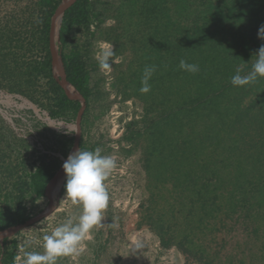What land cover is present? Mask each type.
I'll return each instance as SVG.
<instances>
[{
	"label": "trees",
	"instance_id": "trees-1",
	"mask_svg": "<svg viewBox=\"0 0 264 264\" xmlns=\"http://www.w3.org/2000/svg\"><path fill=\"white\" fill-rule=\"evenodd\" d=\"M62 2L38 0L40 22L31 36L46 56L25 71L33 80L48 81L54 101L50 118L69 121L66 117H77L80 103L70 100L55 79L49 51L51 20ZM94 3L78 0L66 11L60 29L62 47L74 27L90 30L92 24L106 20ZM104 4L114 12L116 22L106 31V39L114 45L113 57L129 59L116 76L119 91L123 100L142 102L145 111L141 122L128 124L124 138L130 144L145 138L142 160L151 196L142 220L162 247L177 248L187 261L217 264L222 248L218 234L229 230L228 218L264 221V77L242 87L231 84L238 67L241 74L251 70L255 53L264 45L256 34L264 24L257 20L264 0H178L177 6L172 0ZM1 39L0 50L13 41L24 48L21 38ZM62 59L68 81L88 107V57L74 48L62 53ZM182 59L197 64L199 71L182 70ZM13 62L16 70L20 62L17 58ZM149 66H155V71L148 80L150 91L143 93L142 79ZM15 70L2 62L0 77H12ZM13 88L25 95L19 86ZM29 99L41 106L35 96ZM0 128L13 132L1 116ZM60 137L66 139L62 154L67 157L74 141ZM20 142L15 148L8 142L6 150L0 149V172L7 175L6 192L0 185V232L31 219L25 201L32 195L42 197L62 165L59 158L26 140ZM80 149L87 150L82 137ZM16 248V240L4 241L3 264H15Z\"/></svg>",
	"mask_w": 264,
	"mask_h": 264
},
{
	"label": "rangeland",
	"instance_id": "rangeland-1",
	"mask_svg": "<svg viewBox=\"0 0 264 264\" xmlns=\"http://www.w3.org/2000/svg\"><path fill=\"white\" fill-rule=\"evenodd\" d=\"M117 1L91 0L95 2L94 9L103 12L102 16L107 17L106 20L99 23L100 25L92 24L90 30L74 27L66 47L61 46L60 38L57 42L61 58L62 53L69 54L74 48H80L83 56L88 57L91 64V95L83 116L81 137L87 151L99 149L101 155L113 156L117 167L105 181L109 203L102 213V222L91 230L82 242L78 254L59 257L56 264H198L194 260L187 261L177 248L162 247L158 236L142 220L151 196L142 160L145 138H140L133 144L124 138L128 124L141 122L145 117L144 106L135 98L123 100L116 82V76L126 69L129 59L126 56L112 57L111 69L104 70L97 66L96 58L102 44H110L114 50V45L106 39L107 29L116 23L113 19L114 12L104 2ZM177 1L172 0V3L177 6ZM39 11L38 0H0V42L1 37L7 35L13 37V40L21 38L24 42L23 49L17 48L16 41H13L9 48L0 50V66L4 62L15 70L13 59L17 58L20 62L14 76L6 79L0 77V83L3 84L0 88V116L13 131L11 134L7 132L8 129L0 128V149L6 150L8 142L15 148L21 145L20 140H26L30 146L44 154L59 158L62 167L73 146L65 157L62 154V143L66 139L60 136L64 135L74 141L73 129L77 117H66L69 121L50 118L49 109L54 101L51 100L48 81L44 78L33 80L25 71L28 65L43 61L46 56L45 52L35 47L31 36V31L40 22ZM260 19L264 21V11L257 16V20ZM260 28L261 26L256 32L257 35ZM54 76L59 82V73L55 69ZM13 86L22 88L25 95L16 92ZM29 96H35L41 106L31 102ZM33 161L30 159V163ZM6 177L7 175L0 172L3 192H6ZM66 181L67 177L64 176L48 188L54 198L55 207V211L48 218L21 232L5 238L0 236V264H3L6 239L16 240L14 262L23 264L25 252L44 251L42 245L45 235L51 234L68 218L77 221L82 213V205L73 203L66 197ZM49 206L50 200L45 196L32 195L25 201L27 215L31 218L45 213ZM227 223L229 230L218 234V242L222 248L216 263L264 264V221L256 223L250 218L236 221V218L230 217ZM253 223L257 225L254 226Z\"/></svg>",
	"mask_w": 264,
	"mask_h": 264
},
{
	"label": "clouds",
	"instance_id": "clouds-1",
	"mask_svg": "<svg viewBox=\"0 0 264 264\" xmlns=\"http://www.w3.org/2000/svg\"><path fill=\"white\" fill-rule=\"evenodd\" d=\"M258 36L264 39V26H261ZM115 55L113 46L102 44L97 54V60L101 69H111V58ZM256 59L252 63L251 70L246 74L242 68L236 69V74L231 78L233 86L242 87L264 77V45H261L255 53ZM180 68L188 72H198L199 66L180 61ZM155 71V66L146 67L142 79L141 92L150 91L148 80ZM117 167V161L113 156H104L100 150H77L70 154L63 164L66 173V197L73 203L82 205V213L76 222L68 218L65 223L59 225L51 234L43 237V252L29 251L24 253L23 264H56L59 257L78 254L82 242L89 236L91 230L102 222V213L109 203V193L105 187V181Z\"/></svg>",
	"mask_w": 264,
	"mask_h": 264
},
{
	"label": "water",
	"instance_id": "water-1",
	"mask_svg": "<svg viewBox=\"0 0 264 264\" xmlns=\"http://www.w3.org/2000/svg\"><path fill=\"white\" fill-rule=\"evenodd\" d=\"M77 1L78 0H64L61 3V5L56 10L51 20L50 34H49V51H50L51 61H52L53 69L57 70V72L59 73V78H60L59 83L70 100L80 103V109L77 111L75 128L73 129L75 131V137H74V143L71 154L80 149V141L82 136L81 124L87 104L85 98L67 79L63 61L61 56L59 55L57 42L58 39L60 38V28L63 21V16L66 13V11L70 9ZM64 176H66V173L64 172L62 166L59 169V171L54 175V177H52L49 180V182L46 184L45 188L43 189L42 192L43 196L47 197L50 200V206L45 213L31 218L30 220H28L23 224H18L16 226H12L1 231L0 236H4L3 238H5L8 235L21 232L22 230L28 227H32L40 223L44 219L48 218L55 211L54 200H53L54 198L52 194L48 191V188L54 181H56L57 179H61Z\"/></svg>",
	"mask_w": 264,
	"mask_h": 264
}]
</instances>
